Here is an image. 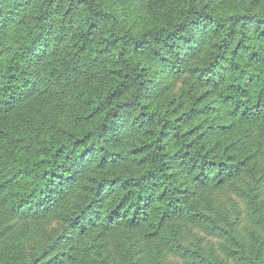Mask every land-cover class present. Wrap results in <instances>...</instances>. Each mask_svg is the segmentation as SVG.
<instances>
[{"label": "trees", "instance_id": "trees-1", "mask_svg": "<svg viewBox=\"0 0 264 264\" xmlns=\"http://www.w3.org/2000/svg\"><path fill=\"white\" fill-rule=\"evenodd\" d=\"M166 255L264 264V0H0V264Z\"/></svg>", "mask_w": 264, "mask_h": 264}, {"label": "rangeland", "instance_id": "rangeland-1", "mask_svg": "<svg viewBox=\"0 0 264 264\" xmlns=\"http://www.w3.org/2000/svg\"><path fill=\"white\" fill-rule=\"evenodd\" d=\"M245 1V0H240ZM250 179L241 181L235 188V190L227 191L218 198L217 200V208L219 210H223L229 218H233L235 215L242 216L245 213L246 210V203L248 200V197L245 195V191L248 190V186L250 184ZM194 233H190L188 235V241L195 243H200L202 245L208 246L209 243H213L214 246V240L212 238L204 237L202 231L200 229H194ZM199 237L202 238V240L199 239ZM163 264H185L182 259L175 255H166L164 258Z\"/></svg>", "mask_w": 264, "mask_h": 264}]
</instances>
